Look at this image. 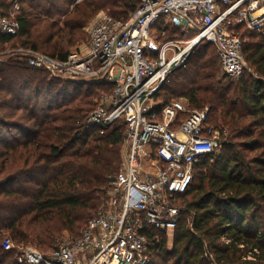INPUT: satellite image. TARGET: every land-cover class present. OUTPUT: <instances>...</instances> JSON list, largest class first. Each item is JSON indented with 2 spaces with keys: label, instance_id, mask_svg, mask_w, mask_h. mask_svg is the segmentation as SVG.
<instances>
[{
  "label": "trees",
  "instance_id": "16d2710c",
  "mask_svg": "<svg viewBox=\"0 0 264 264\" xmlns=\"http://www.w3.org/2000/svg\"><path fill=\"white\" fill-rule=\"evenodd\" d=\"M19 2L18 35L0 33V51L20 44L61 60L84 48L85 27L99 11L126 20L138 7L137 0ZM9 7L0 0V13ZM239 28L252 72L223 73L215 45L203 40L157 94L161 106L185 97L191 109L207 107L228 137L197 163L172 249L165 232L150 236L148 264H264V33ZM109 89L51 79L13 55L0 62V264H20L4 238L46 253L64 231L80 235L97 212L122 161L124 123L89 122Z\"/></svg>",
  "mask_w": 264,
  "mask_h": 264
},
{
  "label": "built area",
  "instance_id": "2783aa9c",
  "mask_svg": "<svg viewBox=\"0 0 264 264\" xmlns=\"http://www.w3.org/2000/svg\"><path fill=\"white\" fill-rule=\"evenodd\" d=\"M7 1L0 33L14 38L21 4ZM137 2L126 20L99 11L85 27L84 48L65 60L12 43L0 52V62L13 55L51 79L105 82L110 89L89 122L102 129L124 123L120 170L109 176L97 212L80 235L59 240L46 253L4 238L3 247L16 249L20 264H148L150 236L177 228L197 163L227 141V129L211 123L207 107L191 109L185 97L161 106L157 94L203 40L215 45L223 73L236 78L252 72L238 29L264 33V0ZM167 26L185 37H167Z\"/></svg>",
  "mask_w": 264,
  "mask_h": 264
},
{
  "label": "rangeland",
  "instance_id": "374dc122",
  "mask_svg": "<svg viewBox=\"0 0 264 264\" xmlns=\"http://www.w3.org/2000/svg\"><path fill=\"white\" fill-rule=\"evenodd\" d=\"M243 31V29L241 30ZM86 33V31H85ZM87 35V33H86ZM167 36L168 37H175V38H184L185 36L181 33V31H177L175 33H167ZM87 39H85L86 41ZM4 50V49H3ZM2 50V51H3ZM1 52V51H0ZM7 56V55H6ZM4 56V57H6ZM4 57H2V59L4 60ZM223 72V71H222ZM101 206V205H100ZM99 209V208H98ZM174 232L175 230H169V231H166L164 234H166V238H167V248L169 250L172 249L173 247V237H174ZM74 235H72L71 233H68L67 231H64L61 236L57 239L56 243L59 241V240H62L63 238H69V239H72ZM75 237V236H74ZM35 247V246H34ZM37 248V247H36ZM40 251H43L42 249L38 248Z\"/></svg>",
  "mask_w": 264,
  "mask_h": 264
}]
</instances>
